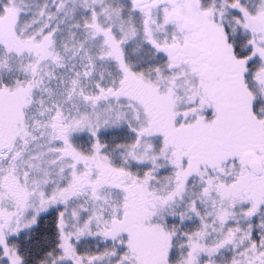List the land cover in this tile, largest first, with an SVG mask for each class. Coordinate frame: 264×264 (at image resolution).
<instances>
[{
  "label": "snow or ice",
  "instance_id": "6c2138e0",
  "mask_svg": "<svg viewBox=\"0 0 264 264\" xmlns=\"http://www.w3.org/2000/svg\"><path fill=\"white\" fill-rule=\"evenodd\" d=\"M0 264H264V0H0Z\"/></svg>",
  "mask_w": 264,
  "mask_h": 264
}]
</instances>
